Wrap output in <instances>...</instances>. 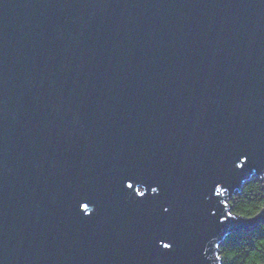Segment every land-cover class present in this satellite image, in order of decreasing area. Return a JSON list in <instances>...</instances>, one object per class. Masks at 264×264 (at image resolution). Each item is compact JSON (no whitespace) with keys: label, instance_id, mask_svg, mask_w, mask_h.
Instances as JSON below:
<instances>
[{"label":"water","instance_id":"water-1","mask_svg":"<svg viewBox=\"0 0 264 264\" xmlns=\"http://www.w3.org/2000/svg\"><path fill=\"white\" fill-rule=\"evenodd\" d=\"M263 172L264 0H0V264H221Z\"/></svg>","mask_w":264,"mask_h":264},{"label":"trees","instance_id":"trees-1","mask_svg":"<svg viewBox=\"0 0 264 264\" xmlns=\"http://www.w3.org/2000/svg\"><path fill=\"white\" fill-rule=\"evenodd\" d=\"M230 215L250 218L264 208V190L259 178L245 181L227 199ZM221 264H264V223L228 234L218 247Z\"/></svg>","mask_w":264,"mask_h":264},{"label":"rangeland","instance_id":"rangeland-1","mask_svg":"<svg viewBox=\"0 0 264 264\" xmlns=\"http://www.w3.org/2000/svg\"><path fill=\"white\" fill-rule=\"evenodd\" d=\"M264 173V172H263ZM262 182H263V184H264V177H262ZM225 202H227V200L225 199Z\"/></svg>","mask_w":264,"mask_h":264},{"label":"snow or ice","instance_id":"snow-or-ice-1","mask_svg":"<svg viewBox=\"0 0 264 264\" xmlns=\"http://www.w3.org/2000/svg\"><path fill=\"white\" fill-rule=\"evenodd\" d=\"M153 191H156V189H153ZM165 211H167V209H165Z\"/></svg>","mask_w":264,"mask_h":264}]
</instances>
